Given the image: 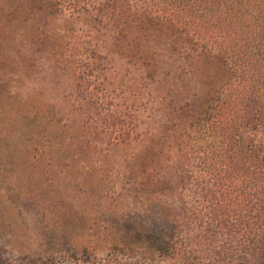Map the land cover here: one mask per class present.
<instances>
[{"label":"trees","instance_id":"obj_1","mask_svg":"<svg viewBox=\"0 0 264 264\" xmlns=\"http://www.w3.org/2000/svg\"><path fill=\"white\" fill-rule=\"evenodd\" d=\"M65 8L91 23L105 19L111 49L146 76L156 72L155 47L168 44L202 77V96L178 104L121 174L142 208L140 223L128 227L151 253L136 260L114 243L96 264H154L156 257L166 264H264V0H0L2 21L20 24L37 50L55 54L56 41L65 40L71 91L91 101L113 140L127 144L123 119L103 101L110 89H125L103 74L93 48L57 30ZM191 186L197 204L165 202L183 201L181 191ZM0 264L55 263L9 261L0 246Z\"/></svg>","mask_w":264,"mask_h":264},{"label":"rangeland","instance_id":"obj_2","mask_svg":"<svg viewBox=\"0 0 264 264\" xmlns=\"http://www.w3.org/2000/svg\"><path fill=\"white\" fill-rule=\"evenodd\" d=\"M0 14L1 21L7 18L6 11ZM55 23L58 31L69 29V42L93 48L103 74L124 87L109 88L103 101L123 119L127 144L113 140L103 118L88 107L91 101L71 91L65 40L56 41L55 54L50 48L46 54L22 34L20 24L0 22L2 254L9 261L96 264L119 243L138 260L151 252L128 227L130 221L140 223L142 208L121 174L178 104L202 96V77L168 44L155 47L156 72L146 76L142 66L111 49L112 30L105 19L91 23L65 8ZM88 145L93 150L85 153ZM181 197L165 202L191 207L200 200L192 186ZM89 245H95L93 252L82 253ZM166 263L155 258L154 264Z\"/></svg>","mask_w":264,"mask_h":264}]
</instances>
